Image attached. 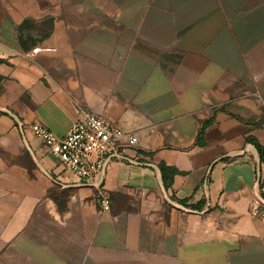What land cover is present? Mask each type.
<instances>
[{
    "label": "crops",
    "instance_id": "crops-1",
    "mask_svg": "<svg viewBox=\"0 0 264 264\" xmlns=\"http://www.w3.org/2000/svg\"><path fill=\"white\" fill-rule=\"evenodd\" d=\"M78 107L138 164L63 172L30 125L61 138ZM247 138L264 149V0H0V264H264Z\"/></svg>",
    "mask_w": 264,
    "mask_h": 264
},
{
    "label": "built area",
    "instance_id": "built-area-1",
    "mask_svg": "<svg viewBox=\"0 0 264 264\" xmlns=\"http://www.w3.org/2000/svg\"><path fill=\"white\" fill-rule=\"evenodd\" d=\"M49 51L34 48L32 53ZM17 126L23 129V123L15 118ZM30 129L35 138L41 141L45 149L58 161L63 172H67L81 182L103 183L106 171L112 162H125L137 165L128 157L126 149L135 147L138 139L134 133L125 132L106 122L84 108H77L75 120L66 134L59 138L41 124H32ZM258 185L261 180L257 178ZM99 205L102 212L110 211V199L100 189ZM250 215L264 222V198L256 196L250 208Z\"/></svg>",
    "mask_w": 264,
    "mask_h": 264
},
{
    "label": "trees",
    "instance_id": "trees-1",
    "mask_svg": "<svg viewBox=\"0 0 264 264\" xmlns=\"http://www.w3.org/2000/svg\"><path fill=\"white\" fill-rule=\"evenodd\" d=\"M202 132H203V130H201V134H202ZM246 140L254 145V147L256 148V150L259 154L260 160L261 161L264 160V149L258 144V142L254 139H251V138H247ZM159 169H160L161 174H162L164 186H165V188H168L172 179L174 178V176L179 174V171H177L176 169H173V168H169V167L165 166L164 164H161L159 166ZM262 185H263V182L260 183L259 187L261 188Z\"/></svg>",
    "mask_w": 264,
    "mask_h": 264
}]
</instances>
